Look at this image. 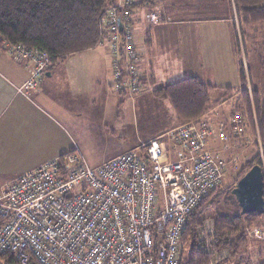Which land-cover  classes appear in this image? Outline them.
<instances>
[{"label": "built area", "instance_id": "built-area-1", "mask_svg": "<svg viewBox=\"0 0 264 264\" xmlns=\"http://www.w3.org/2000/svg\"><path fill=\"white\" fill-rule=\"evenodd\" d=\"M134 4L115 0L103 15L97 41L111 56L112 87L130 98L150 90L138 67ZM145 17L152 24L164 19L158 5ZM4 45L30 65L26 85L33 87L48 69V56L35 47ZM245 131L237 115L217 124L200 117L95 167L73 147L27 169L0 190V261L9 255L16 264H180L187 215L220 185L227 169L209 143ZM210 222L205 218L204 235ZM245 231L250 238H264L256 227ZM224 257L207 264H222Z\"/></svg>", "mask_w": 264, "mask_h": 264}, {"label": "crops", "instance_id": "crops-1", "mask_svg": "<svg viewBox=\"0 0 264 264\" xmlns=\"http://www.w3.org/2000/svg\"><path fill=\"white\" fill-rule=\"evenodd\" d=\"M142 1L139 0L134 7L137 28L136 52L139 70L141 69L145 79H149L151 86L164 84V77L169 71L165 66L171 62L177 66L174 77L195 75L204 83L216 86L211 92V95L216 93V96L212 95L214 99H220L225 88H233L231 83L226 81L220 84L209 79L210 82H207L204 80L207 77L201 75L238 71V64L242 60L232 36L231 8L227 0H151L159 3L156 5H162L161 14L168 19L156 24L146 21L145 13L152 9L150 0H147L148 4H143ZM261 42L262 39L259 44ZM68 59L69 57L64 59L63 66L58 69H47L44 75L35 78L33 87H28L26 83L31 74L30 65L25 61L16 60L0 46V190L5 183L27 169L59 157L73 147L78 148L84 113H96V117L98 113L105 115L107 105L106 108L103 106L99 109L97 83L105 85L106 82H111L108 83V88L116 91L112 87L114 78L112 72L108 74L105 58L98 60L99 73L95 74L93 81L90 77L89 62H95V59ZM261 64L264 65V60ZM109 69L111 70L110 65ZM169 82H172V79ZM256 82H251V87L263 93L264 77H258ZM116 92L121 99H130L126 94L119 93L118 90ZM83 96L88 101L86 107L81 104ZM134 98L130 99V108L136 111L135 101L139 98ZM223 101L214 106L207 115L220 110L222 104L230 102L231 98H225ZM207 115H202V119L210 124L223 120L221 117L220 120H211ZM168 120L169 127L166 126V129H160L140 142L121 147L120 151L108 159L120 152L142 146L154 136L174 128L175 126L171 127L173 120L170 117ZM233 144L225 143L219 147L213 139L209 148L216 153L220 152L219 157L222 158L225 154H231L229 149L234 148ZM224 145H228L224 148L225 151L222 150Z\"/></svg>", "mask_w": 264, "mask_h": 264}, {"label": "trees", "instance_id": "trees-1", "mask_svg": "<svg viewBox=\"0 0 264 264\" xmlns=\"http://www.w3.org/2000/svg\"><path fill=\"white\" fill-rule=\"evenodd\" d=\"M138 1L135 0V6ZM227 1L231 16L234 14L235 17V20L231 19V24L237 53L240 56V44L246 56L245 27L264 22V0ZM114 2L115 0H0V46L5 48L4 42H7L24 45L26 48L35 47L48 56V69H52L58 61L66 59L70 54L97 46L100 35L98 29L103 23V15ZM147 2L142 1L143 4H148ZM149 4L153 7L159 3L150 0ZM244 68L240 60V87L225 88L220 99H214L211 95L216 86L204 83L195 75L164 84H154L151 79L154 87L150 94L166 104L174 119L181 123L199 118L223 99L231 98L230 116L237 115L242 118L246 126L259 137L261 152L264 154V95L259 89L251 87L250 79V84L246 82ZM249 85L251 96L248 93ZM255 145H258L257 140ZM254 162L262 165L258 150L230 178L231 182H226L206 194L189 212L180 236V264H207L218 256H225L222 264H242L248 261L251 253L248 244H256L252 242L259 240H249L245 229L258 227L263 230L264 212L242 213L231 193L232 189L227 190V187L236 183ZM222 193H226L224 200L227 210H223L219 204L218 198ZM207 217L212 218L209 223L211 231L204 235V220ZM263 248L259 249L258 256L264 252ZM259 263L264 264L262 261ZM0 264L16 263L12 256L7 255L2 257Z\"/></svg>", "mask_w": 264, "mask_h": 264}, {"label": "rangeland", "instance_id": "rangeland-1", "mask_svg": "<svg viewBox=\"0 0 264 264\" xmlns=\"http://www.w3.org/2000/svg\"><path fill=\"white\" fill-rule=\"evenodd\" d=\"M158 6L160 7L161 10L162 5L160 4ZM231 17H232L231 19L233 20L235 19L234 14ZM167 20H168L167 18L166 19L164 18L162 21L165 22ZM245 29L247 35L244 41L245 47L247 49L246 56L244 54L245 50L239 44V47L242 48L240 56L243 65L245 67L244 68L246 72L245 74L247 75L246 82H248V79H250L251 82L255 84L257 83L256 80L258 77L261 78L264 77V65L261 64V62L264 60V41H263L264 22H256L255 24L246 25ZM260 39H262V42L259 44ZM100 58H105L106 65L108 67V74L110 75L111 70L109 69V65H110L111 56L106 51V49L101 46H94L92 47V49H87L80 51L79 53L71 54L68 60L75 59L81 61L85 59H90V60L95 59L96 60L95 62L94 60L93 62L91 61L89 62L91 69L90 77L91 80L93 81L95 80L94 77L95 74L99 73V65L97 62ZM62 63L63 60L62 62L58 61V63L54 67L58 69V67L60 68L63 66ZM167 67L165 66V68L168 69L169 71L167 72L168 75L164 77L165 79L164 82H169L171 81V79L173 81L180 77V76H175V77L173 76L175 75L177 66L175 67V65L169 62ZM248 70L250 71L249 74H248ZM201 75L207 77L206 79H204L207 82H210L209 79L211 81L213 80V82L216 81L217 83L220 84L222 81H226L228 83H231V86L233 88L238 87L240 85L239 82L240 77L238 71L210 73V74H201ZM108 83L111 82H106L105 85L103 83H97L96 86V89L98 91L97 100L100 106L99 109H102L103 106L106 108L107 105L105 115L103 113H98V117H96L97 115L96 113L83 114L82 127H81L82 135H79L80 145L78 146V148L81 150L84 159L87 160L89 165L92 166L97 165V163L108 159V157H110L117 151H120L121 147L130 146L131 144L142 141L148 135L154 134V132L159 131L160 129H166V126L169 124L168 117H170L173 120L171 122L172 125L170 124L171 127L172 126L177 127V125L185 123V122L181 123L178 120L176 121L173 117L171 109H169L166 106V104L161 103L160 100H158L149 93L146 94V92L143 93L144 95L142 94L141 96L136 98H134L135 96H133L134 99L137 98L139 99L135 101V104L137 106L135 109L136 111L131 110L130 99L133 100V98H130L128 100L126 99V97H124L123 99H121L117 94L118 92L108 88L109 87ZM149 86H150V90L148 92H150L153 87L151 86L150 83ZM212 95L216 96V93L213 92ZM81 104L84 107L88 105V101H86V98L84 96L82 97ZM230 109H231L230 102L228 103L226 102L222 104L220 110H215L213 112L214 114L207 115V113H205L203 115H207L206 117L211 120L212 119L220 120L221 117V119H223L221 121H224L227 120L229 117L231 119ZM212 115H215L214 116L215 118L212 117ZM213 139L215 140V144L218 145L219 147H221L225 143H232V142L234 143L232 145L234 148L229 149L231 154H225L224 157L221 156L222 157L221 159L227 162L226 164L227 169L220 185H224L226 184V182H231L232 179L230 180V178L235 176V174L238 172V170L243 165V163L249 160V158L256 153V150L260 152V158L262 163L261 166L264 172V154H262L261 148L259 149L258 145L257 146L255 145V141L256 139H258V136L255 133H253L250 127L246 126V131L243 134V136L237 137L236 139L230 138L229 141H225V142L218 138H213ZM224 148L225 145L222 147L223 151H225ZM218 155H221V153L218 152ZM234 185L235 183L228 186L227 190L232 189ZM225 195L226 193H222L218 198L219 204L221 205L223 210H227L226 207L227 205L225 204V200H224ZM211 210L213 211L214 209ZM207 218L212 222L211 217H207ZM247 228L252 229V227H247ZM246 232L247 231H245V233ZM262 232L264 237V229L262 230ZM247 236L249 240L252 239L249 237L248 233ZM258 240L259 242H252L256 244H252V245H250V243L248 244L249 249H251V253L249 256L250 258L248 260L264 262V252L260 256L257 255L259 249L264 247V238Z\"/></svg>", "mask_w": 264, "mask_h": 264}, {"label": "water", "instance_id": "water-1", "mask_svg": "<svg viewBox=\"0 0 264 264\" xmlns=\"http://www.w3.org/2000/svg\"><path fill=\"white\" fill-rule=\"evenodd\" d=\"M47 74H49V71H47ZM231 193L242 213L251 214V212H256L263 214L264 172L262 166L253 163L232 187Z\"/></svg>", "mask_w": 264, "mask_h": 264}]
</instances>
